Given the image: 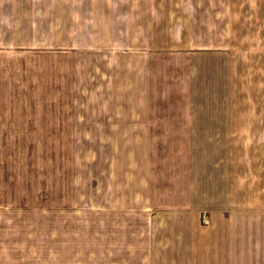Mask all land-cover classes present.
I'll return each mask as SVG.
<instances>
[{
  "label": "crops",
  "instance_id": "0c3cea01",
  "mask_svg": "<svg viewBox=\"0 0 264 264\" xmlns=\"http://www.w3.org/2000/svg\"><path fill=\"white\" fill-rule=\"evenodd\" d=\"M79 128L87 201L0 187V264H264V0H0V136Z\"/></svg>",
  "mask_w": 264,
  "mask_h": 264
},
{
  "label": "rangeland",
  "instance_id": "374dc122",
  "mask_svg": "<svg viewBox=\"0 0 264 264\" xmlns=\"http://www.w3.org/2000/svg\"><path fill=\"white\" fill-rule=\"evenodd\" d=\"M78 68L73 85L76 89L74 90V104L82 109L87 107L89 101L87 62H81ZM103 68L104 66H101V69ZM53 75L56 76V74L49 73L48 88L53 90L48 92V104L58 99H55L54 95L59 90L60 81L56 82L55 77L54 82H50V76ZM96 78L97 88L102 87L98 74ZM39 100L47 101L43 97ZM97 101L98 98H96ZM83 125H86V122L80 121V126ZM14 133L22 136V143L16 146L9 145L11 140L6 136H0V157H5L10 152L13 155L11 159L14 160L13 163L5 164L6 169H8L7 166L10 167L11 178L9 179L10 175L3 170V174L0 175V187L1 189L8 185L16 187L12 197L17 208H39L43 201L54 204L56 197L61 196L62 193L64 197L72 195L75 199L77 197L81 203L87 201L88 162L90 157L93 159L96 155V164L99 163L101 161L99 155L104 153V146L98 144L90 146L89 142L94 143V140L92 138V141H89V131L86 128L64 131L23 130L14 131ZM95 142H97L96 138ZM70 187H74V193H71ZM7 196L0 198L7 201Z\"/></svg>",
  "mask_w": 264,
  "mask_h": 264
}]
</instances>
